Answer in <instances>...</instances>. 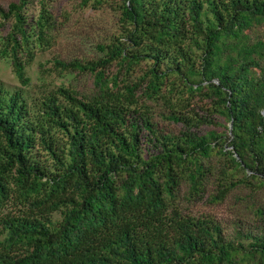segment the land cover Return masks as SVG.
Masks as SVG:
<instances>
[{
  "label": "trees",
  "instance_id": "obj_1",
  "mask_svg": "<svg viewBox=\"0 0 264 264\" xmlns=\"http://www.w3.org/2000/svg\"><path fill=\"white\" fill-rule=\"evenodd\" d=\"M76 1L70 85L55 0L0 3V264H264V0Z\"/></svg>",
  "mask_w": 264,
  "mask_h": 264
},
{
  "label": "rangeland",
  "instance_id": "obj_2",
  "mask_svg": "<svg viewBox=\"0 0 264 264\" xmlns=\"http://www.w3.org/2000/svg\"><path fill=\"white\" fill-rule=\"evenodd\" d=\"M7 1L0 0V3H6ZM54 6L59 21L62 23L58 40L49 50L44 52L39 51L34 63L28 68V73L32 77L33 83H41L39 70L42 64L47 70L51 69L50 73L52 75L47 77L48 81H52V83L57 85H70L74 77L72 75L59 76L58 72L53 70V59L56 57L66 59L94 54L96 42L116 30L117 20L112 18L110 13L109 15L95 13L92 8L83 9L78 6L76 0H55ZM63 12H67L68 14H63ZM0 82L9 86L20 85L9 62L4 59H0ZM80 82V88L85 87L88 83H84L86 82L84 79H81ZM226 206H230V204L213 206L200 203L192 208V212L195 214L213 213L227 217L229 215L227 208L230 207Z\"/></svg>",
  "mask_w": 264,
  "mask_h": 264
},
{
  "label": "water",
  "instance_id": "obj_3",
  "mask_svg": "<svg viewBox=\"0 0 264 264\" xmlns=\"http://www.w3.org/2000/svg\"><path fill=\"white\" fill-rule=\"evenodd\" d=\"M231 126H232V124H231Z\"/></svg>",
  "mask_w": 264,
  "mask_h": 264
}]
</instances>
